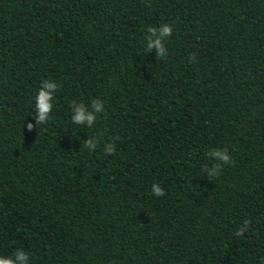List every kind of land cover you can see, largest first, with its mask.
I'll list each match as a JSON object with an SVG mask.
<instances>
[{
	"label": "trees",
	"instance_id": "1",
	"mask_svg": "<svg viewBox=\"0 0 264 264\" xmlns=\"http://www.w3.org/2000/svg\"><path fill=\"white\" fill-rule=\"evenodd\" d=\"M162 24L157 58L145 37ZM45 79L58 90L35 126ZM93 99L96 123L73 124ZM217 148L233 163L207 178ZM18 249L29 264H264V0H0V256Z\"/></svg>",
	"mask_w": 264,
	"mask_h": 264
},
{
	"label": "clouds",
	"instance_id": "2",
	"mask_svg": "<svg viewBox=\"0 0 264 264\" xmlns=\"http://www.w3.org/2000/svg\"><path fill=\"white\" fill-rule=\"evenodd\" d=\"M172 34V27L169 24H162L159 28L148 27L147 36L145 37L147 43L144 49L145 53L156 50V57L163 58L167 56V49L164 45V40L170 37ZM194 55H189L188 62L193 63L195 61ZM58 90V85L55 82L47 79L41 82L40 88L36 93L35 100V126L42 125L48 122L50 113L53 109V98L55 92ZM71 122L75 125H83L87 128H91L96 123L97 114L104 112V104L101 100L93 99L91 101L90 110L89 106L83 103L73 102L71 105ZM34 128L33 123H27V129L31 131ZM97 147L96 137H90L84 140L83 148L88 150H95ZM105 154H114L116 147L114 143H106L103 149ZM206 155L215 160L211 167L208 165L203 166L202 171L206 174L207 178H214L219 176L223 165H231L233 163L232 157L228 154V149H210ZM151 192L153 195L159 197L164 196V189L157 183H153L151 186ZM250 221L245 219L242 225L237 228L235 235L237 237L242 236L249 227ZM0 264H29V255L23 250H16L13 257L0 256Z\"/></svg>",
	"mask_w": 264,
	"mask_h": 264
}]
</instances>
